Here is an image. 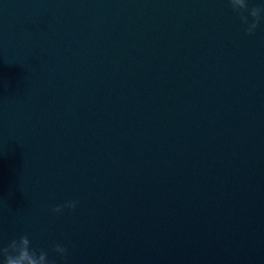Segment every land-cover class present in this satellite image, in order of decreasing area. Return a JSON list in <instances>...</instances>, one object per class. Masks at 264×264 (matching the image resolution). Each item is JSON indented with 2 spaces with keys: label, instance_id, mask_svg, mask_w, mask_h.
<instances>
[{
  "label": "water",
  "instance_id": "obj_1",
  "mask_svg": "<svg viewBox=\"0 0 264 264\" xmlns=\"http://www.w3.org/2000/svg\"><path fill=\"white\" fill-rule=\"evenodd\" d=\"M20 233L51 264H264V0H0Z\"/></svg>",
  "mask_w": 264,
  "mask_h": 264
},
{
  "label": "clouds",
  "instance_id": "obj_2",
  "mask_svg": "<svg viewBox=\"0 0 264 264\" xmlns=\"http://www.w3.org/2000/svg\"><path fill=\"white\" fill-rule=\"evenodd\" d=\"M233 7H241L243 0H230ZM251 15H256V10H252ZM254 23L249 24L245 29V33L252 32ZM74 200H65L62 204L56 205L52 211H58L60 208L71 209L75 206ZM58 255L63 256L65 248L60 245L54 246L53 249ZM0 264H51L46 258L44 251H38L36 248L30 247V240L27 234L20 233L12 237L4 248H0Z\"/></svg>",
  "mask_w": 264,
  "mask_h": 264
}]
</instances>
